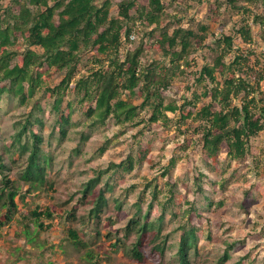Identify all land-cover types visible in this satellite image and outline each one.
Here are the masks:
<instances>
[{"label":"rangeland","instance_id":"1","mask_svg":"<svg viewBox=\"0 0 264 264\" xmlns=\"http://www.w3.org/2000/svg\"><path fill=\"white\" fill-rule=\"evenodd\" d=\"M130 1H113L111 15L117 16L118 6ZM224 1L166 0L165 15H161L159 20L144 18L142 23L137 22L133 28L134 36L145 39L142 62L153 61V70L163 78L168 60L161 57L158 45H151V38L144 37L143 32L167 27L182 47L186 48L189 44L193 46L185 73L176 76L170 86L164 83L169 89L163 91V94L171 100L165 105L174 106L176 110L164 111L167 121L146 108L136 114L131 126L117 125L109 120L105 126L93 132L79 156H71L75 141L67 140L61 145L57 144V132L48 141L52 118L46 114L45 126L38 134L44 141V152L52 160L45 172V183L36 189L30 188L29 183L20 179L26 165L25 158L6 151L16 119L13 115L25 113L29 107L15 106L0 114V155L9 168L4 174L17 188V210L8 224L2 225L5 209L1 206L4 199L0 200V264H176L175 253L180 234L176 228L186 224L188 218L199 236L197 252L190 253V264H218L225 254L226 243L233 242H237L235 248L227 253L226 259L220 264H264V131L250 140L245 156L239 160L228 162L226 144L221 146L216 156L209 157L201 149L200 133L195 132L199 123L192 120L191 116L201 106L208 104L210 98H202L195 105L188 104L192 102L194 93L200 94L205 88L211 90L215 86L221 87L223 76L219 70L215 72V82L209 84L205 79L201 86L194 85L196 72L205 64L211 65L214 54L209 50L214 41L234 36V29L244 24L249 30V41L234 38L232 49L225 53L218 51V54L226 66L236 56L243 59V66L240 69L234 68L233 73L226 72L225 78L242 77L253 83L261 74L258 92L264 94V2H242L240 6L247 11L240 10L237 13L227 8ZM8 2L0 0V11ZM147 5L148 0H135L129 14ZM196 24H207L209 27L210 34L204 41H200L196 32H188L196 31ZM119 47L118 57L121 60L134 44L121 42ZM92 54L94 51L85 54V57L89 58ZM91 67L92 61H82L74 80ZM39 74L40 81L51 80L53 84L61 77L46 67L41 68ZM134 91L136 95L132 103L139 105L142 90L136 87ZM69 98L72 99V96ZM249 98L254 99L258 107L264 105L258 102L254 94ZM235 103L232 101L231 105ZM219 109L215 103L213 110ZM82 112H88L85 106ZM178 114L184 115L187 121H179ZM86 121L91 123L93 115L88 116ZM105 140L111 141L108 149L101 158L92 160L94 151ZM144 150H148V153L141 164H135L132 171H124L122 175H113L109 180V185L113 187L105 194L107 207L98 218H90L88 213L92 208L91 199L82 200L84 182L94 173L105 170L109 163L117 164L128 154L135 157L139 151ZM170 159H174L175 165L169 174L163 176ZM2 177L0 173V190L3 188ZM226 179V188L222 190L219 184ZM154 185L156 199L151 197ZM171 185L172 194L169 191ZM198 186L204 190L211 205L205 207L206 210L198 211L200 217H195L194 212L185 215L183 213L196 200L203 201L197 191ZM171 195L173 199L170 206L175 211V217L166 211L161 231L162 236H168L169 247L163 256H159L151 251L152 245L148 243L151 237L147 236L141 249L144 260L133 261L126 250L136 241V235L123 239L120 231L129 219L135 217V204L140 203V217L144 216L148 205H152L149 217L145 220L147 223L161 214L164 203ZM139 196H142L140 201ZM220 201L223 204L218 206ZM118 204H121L120 209H117ZM45 210L51 212V218L42 216L35 222L30 215L33 211ZM40 223L48 227L39 228ZM69 230L77 233L78 245L71 241ZM120 239L122 241H117Z\"/></svg>","mask_w":264,"mask_h":264},{"label":"trees","instance_id":"2","mask_svg":"<svg viewBox=\"0 0 264 264\" xmlns=\"http://www.w3.org/2000/svg\"><path fill=\"white\" fill-rule=\"evenodd\" d=\"M113 1L115 0H9L0 11V114L15 106L29 107L27 112L13 115L16 119L13 122V134L9 137L10 145L6 146V151L12 154L15 152L18 157L25 158L26 165L20 179L29 183L32 189L45 183L46 169L51 166L52 158L44 152V141L38 134L45 126L46 114L52 118L49 123L48 141L52 140L57 132V144L61 145L67 140L75 141L71 156H79L93 132L105 126L109 120L117 125L131 126L136 114L146 108L167 121L164 111L176 110L174 106L165 105L171 100L163 91L169 89L176 76L185 73V69L189 67L188 56L193 46L189 44L186 48L182 47L174 35L169 33L167 27L144 31V37H150V44H157L161 57L168 60L165 65V76L161 77L153 70V61L142 62L145 39L135 37L133 28L137 22L142 23L144 18L159 20L161 15L164 16L166 0H148L147 7L136 8L130 15L135 1L131 0L118 6L117 16L110 13ZM247 1L225 0L224 4L231 11L238 13L240 10L247 11L240 6V3ZM234 30V36H225L221 41H214L209 50L214 54L211 65H203L194 78V85L201 86L205 79L210 84L215 82V72L219 70V74L223 76L221 87L215 86L211 90L205 88L200 94L194 93L192 102L188 103L195 105L202 98H210V102L201 106L191 119L199 123L195 132L201 135L202 151L209 157L216 156L221 151V146L226 144L228 162L243 158L250 140L264 131V105L258 107L259 104L256 106L255 100L249 98L254 94L258 102L264 103V94L258 92V82L262 75H258V79L253 83L242 77L225 78L226 72L233 73L234 68L240 69L243 66V59L236 56L232 63L226 66L218 51L229 52L233 47L234 38H240L243 42L250 39L245 24ZM188 32L199 34L200 41H204L210 34L207 24H196V31ZM121 42L134 44V47L128 49L119 60ZM91 51H94V54L89 58L85 57V54ZM18 58L21 60L20 63ZM82 61H92L93 67L88 68V72L74 80L78 73V65ZM43 67L61 75L56 84L51 80H39V70ZM71 85L73 88L70 90ZM136 87L142 90L139 105L132 103ZM69 96H72V99ZM232 101L236 103L231 105ZM215 103L219 105V110H213ZM83 106L88 112H82ZM91 115L93 121L87 123V117ZM178 115L179 121H187L184 115ZM110 143V140H105L94 151L91 159L101 158ZM147 153L148 150L139 151L135 157L128 154L124 160L117 164L109 163L105 170L94 173L84 182L81 194L83 201L91 199L92 208L88 213L90 218H98L107 207L105 194L112 190L113 186L109 185V180L113 175L132 171L135 164L139 165L144 161ZM3 160L0 155V173L3 174L0 200L4 199L1 206L5 209V221L2 225L8 224L17 210L15 202L17 188L4 174L9 168ZM174 165V159H170L162 175L169 174ZM110 171L111 174L105 178ZM227 182L226 179L219 184L222 190L226 188ZM100 184L101 187L98 188ZM172 187L171 185L169 190L171 194ZM154 189L155 185L151 192L152 199H156ZM197 191L203 201L196 200L183 214L194 212L195 217H200L198 211L206 210L205 207L211 205L204 190L198 186ZM141 198L142 196H139V201ZM172 199L171 195L164 203L161 214L147 223L145 220L149 217L152 205L149 204L144 216L140 217V203L135 204L137 208L135 217L129 219L120 231L123 239L132 234L136 235V241L126 250L133 261L144 260L141 249L147 236L151 237L148 242L152 245L151 251L159 256L164 255L169 247L168 236H162L161 231L165 212L168 211L175 217V211L170 206ZM222 204L220 201L217 205ZM120 208L121 204H118L117 209ZM30 215L35 222L42 216L52 217L49 210L33 211ZM71 218L74 219V216ZM188 219L186 224L176 228L180 232L175 253L176 264H190L191 251L194 254L197 252L199 236L196 227L191 225V220ZM46 227L42 223L39 224V228ZM68 232L71 241L78 245L77 233L73 230ZM236 244L237 242L226 243L225 254L218 264L226 259L227 253L233 250Z\"/></svg>","mask_w":264,"mask_h":264}]
</instances>
